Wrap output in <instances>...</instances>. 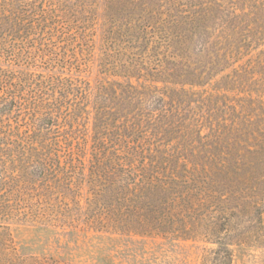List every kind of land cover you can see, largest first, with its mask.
Returning <instances> with one entry per match:
<instances>
[{"label": "trees", "instance_id": "trees-1", "mask_svg": "<svg viewBox=\"0 0 264 264\" xmlns=\"http://www.w3.org/2000/svg\"><path fill=\"white\" fill-rule=\"evenodd\" d=\"M22 215L203 241L202 264L264 248V0H0V219Z\"/></svg>", "mask_w": 264, "mask_h": 264}, {"label": "rangeland", "instance_id": "rangeland-1", "mask_svg": "<svg viewBox=\"0 0 264 264\" xmlns=\"http://www.w3.org/2000/svg\"><path fill=\"white\" fill-rule=\"evenodd\" d=\"M64 225L24 215L0 219V236L8 243L0 249V264H33L34 259L39 264H202L205 250L213 247L191 239L72 231ZM234 264H264V248L236 250Z\"/></svg>", "mask_w": 264, "mask_h": 264}]
</instances>
